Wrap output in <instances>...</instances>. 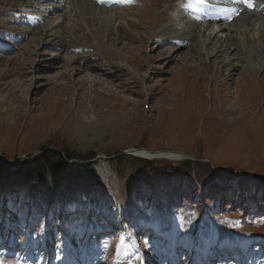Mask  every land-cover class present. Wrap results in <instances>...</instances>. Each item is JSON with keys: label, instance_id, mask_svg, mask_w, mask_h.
<instances>
[{"label": "rangeland", "instance_id": "obj_1", "mask_svg": "<svg viewBox=\"0 0 264 264\" xmlns=\"http://www.w3.org/2000/svg\"><path fill=\"white\" fill-rule=\"evenodd\" d=\"M181 2L0 0V264H116L126 239L138 264H264V71L244 54L247 40L264 43V4L243 3L250 19L209 24L236 27L226 41L241 53L213 67L214 56L183 62L198 57L208 24ZM98 9L114 17L108 30ZM46 12L65 25L64 48L41 58L25 45L46 34L34 18ZM174 34L193 39L179 45ZM52 54L78 62L54 64ZM225 59L231 76L216 74ZM132 149L182 156L147 160ZM49 152L93 181L78 171L64 179L55 165L43 179L18 178ZM179 183L177 195L165 192Z\"/></svg>", "mask_w": 264, "mask_h": 264}, {"label": "bare ground", "instance_id": "obj_2", "mask_svg": "<svg viewBox=\"0 0 264 264\" xmlns=\"http://www.w3.org/2000/svg\"><path fill=\"white\" fill-rule=\"evenodd\" d=\"M60 1L63 2L64 0H60ZM94 1L96 2V4H103V3L111 4L117 0H99V1L94 0ZM102 1H105V2H102ZM260 1H261V3L264 4L263 0H260ZM185 2H186L185 0H182L181 4H183L187 8L188 12H191V13L196 12L197 14H196L195 18H198V20H201L200 17L203 16L202 21H204L208 24V26L205 28V31H208V34L206 36H204L203 30L198 31V36H197L198 41L196 42L198 45V48H200V49H198L199 50L198 51V53H199L198 57L187 54L185 56V58H183L184 64L185 63L187 64V61H190V59L191 60L194 59V61L199 60L201 62V64L203 65L207 61L206 57L211 56V58H212L214 56L215 58L216 57L217 58L215 59V61L211 62V64H213V67H215L214 65L217 63V61H219L218 59H219L220 55L224 56L227 59H230L232 57L233 58L234 57L239 58L241 56V53H235L237 51V49H239V46H236L235 49H232V46L226 41V39H228V35H226L227 31H230L232 28L236 29V27L229 26L228 28H226L227 31H226V29H224L225 31H222L220 33L217 31V30H219L218 29L219 27L214 28V26H212L210 28L209 24L214 25V24H217V23L224 21V20L229 22V20H232L235 15H243L244 17H247L250 19L249 11H245V7H244L245 6L244 4L247 3L246 0H189L188 3H185ZM260 5H262V4H260ZM250 9H253V6ZM254 9L256 10V8H254ZM29 12H30V10L25 9V10H22V12H20L19 15L22 14L23 16H30ZM106 14H107L106 11L103 13L99 9L95 13L96 18H99V28H101L102 31L108 30L109 27H111L114 23V21H113L114 17L112 18V17H110L109 14H107V15ZM193 14H195V13H193ZM50 16H51V14L49 12H46V15H44V17L38 18V17L34 16L37 23H42V25H44V29H46L47 32L45 35H43V37L42 36H39V37L33 36V38L29 39L27 41L28 43H26V45H25V49H28V50H29L30 46H33L36 50L35 51L36 56L38 55L37 53H39V52L42 53L39 55L41 58H44V55H45L44 53H46L47 47L56 48L57 50L59 48L60 49L64 48V46H63L64 39H62L60 36H57V35L60 34V32L62 31V28H64L65 25L64 24H58L57 25L56 21H54L52 18H50ZM243 16L239 17L236 20L238 22L242 21V19L244 18ZM198 20H195V21H198ZM251 21H253V20H251ZM253 22H255V21H253ZM246 25L247 24H244L242 27H239V28H241V29L246 28L247 29ZM257 25L258 24L255 23L253 25V27L256 28ZM217 34L219 35L220 38H217ZM191 35L192 34H188L186 36L180 37L177 34H174L171 37L173 40L170 39V41H177L178 40L180 42L179 45H183L181 43H184L186 40L191 41L193 39V36H191ZM5 39H6V41H5L4 45L1 46V47H3V49H7L8 47H10L9 45H11L13 43L12 42L10 44L11 40H9V39H12V37H6ZM250 40H247L246 47L244 48V51H245L244 54H246L248 59H249V66L251 67V69H254L255 71H264V43H260V41L258 43H256V42L252 43ZM112 43H115V42H112ZM184 44H186V43H184ZM44 48H46V49H44ZM128 50H131V52L134 51V49H128ZM170 50L168 52V56H170L171 53H173ZM35 53L31 52V54H35ZM52 56H53L52 63L55 64V63H57V61L59 59L60 60L63 59L64 66L65 67L68 66L69 68L72 66L71 63L78 62L75 57L71 56V54L65 55L63 58H61V56L59 57L58 54H52ZM203 58H205V60ZM230 61H226V59H225V60L218 62L216 74H218L219 71L221 70V72H223L224 75L231 76L230 75L231 72L233 70H236V68L233 67L232 62H230ZM257 62L260 65H256ZM34 64H35L34 62L30 63L29 68H33ZM237 64H239V63H237ZM72 70H74V69H72ZM212 78L214 79L215 76H213ZM13 83H15V81H13L12 84ZM236 83H237V87L240 86L242 88L241 81H240V84H239V81H237ZM88 128L89 127L83 121L78 122V130L79 131L83 132V131H86V129H88ZM137 151L138 152H136V155L139 156L138 158H146V159H151V160H155V159L160 158V159H166V160H173L174 161V160L180 159V157L182 156V154H180L178 152H173V151H171V152H167V151L159 152L155 156L151 155V153H152L151 151H147L145 149H139ZM101 178L103 179V181L105 180L103 177H101ZM105 183H106V180H105ZM170 216H172V215H170ZM169 218H171V217H169ZM176 227H178V226L176 225ZM126 240L123 241L121 244V254H120V256H118L116 264H138L137 259L132 255L133 244L131 241H128V240L126 241ZM70 264H72V263H70Z\"/></svg>", "mask_w": 264, "mask_h": 264}, {"label": "trees", "instance_id": "obj_3", "mask_svg": "<svg viewBox=\"0 0 264 264\" xmlns=\"http://www.w3.org/2000/svg\"><path fill=\"white\" fill-rule=\"evenodd\" d=\"M73 159L74 157L68 156L69 161H72ZM54 165L55 167H59V169L63 170V172L65 173L64 179H66L68 176L78 171L79 173H81L80 174L81 177L88 176L86 178H88V180L93 181L92 175L89 174V172L87 171L83 172L85 171L84 169H82L83 167L78 165H69L60 154L50 153V152L48 153V155L46 154L45 156L38 157L31 162H26L23 165L19 166L16 169L15 173L18 176V178L23 180V182L27 181L28 179H43L47 175L48 172L47 170L56 169L54 168ZM5 170H7V166L0 163V191H4L6 186V180L4 179ZM181 185L182 184L180 183L179 185H173V186L171 185L170 187L164 190L168 194L173 193L177 195L179 192H173L172 188L173 187L178 188ZM152 186L153 185H151V187ZM160 202L161 201L156 202L155 207L161 213L163 209L159 210V207L161 206ZM169 208L175 210V206H170Z\"/></svg>", "mask_w": 264, "mask_h": 264}, {"label": "water", "instance_id": "obj_4", "mask_svg": "<svg viewBox=\"0 0 264 264\" xmlns=\"http://www.w3.org/2000/svg\"><path fill=\"white\" fill-rule=\"evenodd\" d=\"M136 152H138V151L135 150V149H132V150L128 151L127 155H129V156H133V157H139V156L136 155ZM158 153H159V152H158ZM158 153H154V152H152L151 155H152V156H155V155H157ZM145 159H146V158H145ZM152 159H153V158H152ZM147 160H150V159H147Z\"/></svg>", "mask_w": 264, "mask_h": 264}, {"label": "snow or ice", "instance_id": "obj_5", "mask_svg": "<svg viewBox=\"0 0 264 264\" xmlns=\"http://www.w3.org/2000/svg\"><path fill=\"white\" fill-rule=\"evenodd\" d=\"M246 2L249 4V7H251V0H246Z\"/></svg>", "mask_w": 264, "mask_h": 264}]
</instances>
